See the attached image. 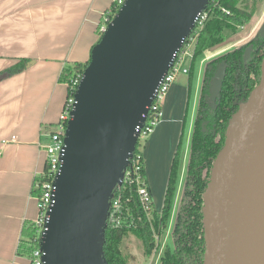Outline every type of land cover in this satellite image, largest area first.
Listing matches in <instances>:
<instances>
[{
  "label": "water",
  "instance_id": "1",
  "mask_svg": "<svg viewBox=\"0 0 264 264\" xmlns=\"http://www.w3.org/2000/svg\"><path fill=\"white\" fill-rule=\"evenodd\" d=\"M210 0H126L92 48L75 94L45 264H109L108 217L161 81ZM264 34V27L261 35ZM223 67V68H222ZM263 79L227 124L204 196L205 264H264ZM225 65L211 86L214 102Z\"/></svg>",
  "mask_w": 264,
  "mask_h": 264
},
{
  "label": "crops",
  "instance_id": "2",
  "mask_svg": "<svg viewBox=\"0 0 264 264\" xmlns=\"http://www.w3.org/2000/svg\"><path fill=\"white\" fill-rule=\"evenodd\" d=\"M114 5L115 0H0V74L26 61L22 72L0 80V264H30L17 251L25 225L38 216L33 189L45 171L44 146L68 95L67 84L59 78L66 65L90 60L100 39L99 25ZM258 20L238 47L261 34L264 13L258 12L253 22ZM187 86L171 87L163 105L164 120L144 154L152 194L153 182L160 179L150 169L148 152L180 128L181 101L191 91Z\"/></svg>",
  "mask_w": 264,
  "mask_h": 264
},
{
  "label": "trees",
  "instance_id": "3",
  "mask_svg": "<svg viewBox=\"0 0 264 264\" xmlns=\"http://www.w3.org/2000/svg\"><path fill=\"white\" fill-rule=\"evenodd\" d=\"M262 2L264 0H210L207 8L210 11V18L196 42L189 76H192L195 59L225 42L228 39L227 32L237 34L240 28L250 24L258 5ZM117 12L113 7L104 15L109 21L100 23L98 28L100 37L103 35L100 27L108 25ZM263 61L264 34L256 36L250 43L234 48L207 64L193 127L191 155L182 200L172 230L174 247L165 248L160 264H205L207 234L203 211L206 205L204 196L216 158L225 145L227 124L240 104L247 101L261 83ZM25 62L21 61L16 67L3 71L0 80L22 72ZM89 62L90 60L84 64L66 65L59 81L69 84L74 72H84ZM221 65H225V76L218 97L213 102L210 90ZM139 146L140 143L134 153V160L138 156L141 157L138 160V164L143 166L140 176L142 182L151 190L144 167L143 153L139 150ZM180 146L181 143L171 164L164 205L160 212L155 209L154 201L150 210L145 211L138 196L137 185L123 189L121 203L125 222L119 228L108 227L106 232L104 250L109 264H132L137 261L135 256L125 255L122 250L123 241L127 237H134L142 243L144 257L150 258L157 249L155 235L163 234L168 228L175 204L180 169ZM43 180L37 177L33 189L35 196L41 194L37 184ZM33 233V224L25 225L17 251L19 256L29 260L37 247L32 239Z\"/></svg>",
  "mask_w": 264,
  "mask_h": 264
},
{
  "label": "built area",
  "instance_id": "4",
  "mask_svg": "<svg viewBox=\"0 0 264 264\" xmlns=\"http://www.w3.org/2000/svg\"><path fill=\"white\" fill-rule=\"evenodd\" d=\"M125 1L126 0H115L114 7L117 9V11H119V9L124 5ZM209 18L210 11H208L207 9L197 16L195 20V28L192 34L185 40L182 48L178 51L168 74L160 83L153 103L148 108L147 115L143 116L145 122L141 127L137 128V131L139 132V143L141 140H147L154 133L155 129L163 122L165 117L163 105L166 97L179 74L189 75L191 64L194 59L196 42L199 38L200 32L204 29L207 22L209 21ZM108 21L109 18L105 17V22ZM108 25L100 27V31L103 34L106 32ZM83 76L84 72L75 71L73 77L71 78V82L67 84L68 95L65 100V104L59 121L57 123V131L49 135V142L44 146L47 169H45V171L39 176V178L41 177V179L44 180L40 181L37 184V188L41 190V194L39 196H36L38 199V216L33 222L34 233L32 236V239L37 244V247L32 253L30 264H45L43 260L45 253L41 250V239L48 230V224L50 222L49 213L51 212L56 202L55 193L57 187L55 181L57 176L61 172L63 163L62 156L65 153V133L67 130L68 122L72 119L71 112L74 110L76 104L75 94L83 79ZM134 157L135 156H133V158L131 159L130 166L125 171L122 185L118 186L115 190V196L112 201L110 214L107 220L108 227L119 228L123 226V223L125 222V218L123 217L122 212L121 195L123 189L127 187L137 185L138 196L140 197L143 208L145 209V211H149L151 208L153 194L151 190H149L148 185L142 182L140 176V172L143 166L138 164V160L141 157L138 156L136 160H134ZM144 167L146 169L145 159ZM161 235H155L157 249L154 251V253L160 248Z\"/></svg>",
  "mask_w": 264,
  "mask_h": 264
},
{
  "label": "rangeland",
  "instance_id": "5",
  "mask_svg": "<svg viewBox=\"0 0 264 264\" xmlns=\"http://www.w3.org/2000/svg\"><path fill=\"white\" fill-rule=\"evenodd\" d=\"M258 12H261V14L263 15L264 2L258 5L254 17L258 15ZM253 19L250 22V24H248L243 28H240L237 34L227 32L228 39L225 42H223L226 43L225 45L222 46L218 45L216 46V48L213 47L209 51L198 56L194 61L192 76L179 74L174 82V85L180 83L186 89L188 88L187 86L188 84H190L191 87V91L189 92V94H187L185 97L182 96L183 98L181 102H183V106H184V109L182 111L183 113L182 120L184 121L182 122L178 130L174 128L173 129L174 131L171 132V135L166 136V140L159 148L156 146L154 149H151L148 152V158L151 159L150 169L152 171L154 170L153 172H155L157 177L160 179V180L156 179V182H153L154 188L152 187L154 206L156 210L160 211L164 205L165 191L167 188V181H168L167 170L170 168L169 165L175 156L179 144L181 143L180 169H179V179H178V187L176 192L177 194L175 197V204L173 207L171 219L168 224V228L163 232V234L160 237L161 238L160 248L152 255V257L148 258L143 256L142 243L138 241L136 238L127 237L124 239L122 244V250L124 254L133 255L137 258V261L133 262L132 264H138V263L160 264V259L164 254L165 248L167 246H170L171 248L174 247L172 230L174 228L176 216L182 200L183 188L187 173V166L191 155V139H192L193 127L198 112L199 98L203 84L204 73L206 71V66L210 61L234 49V47L232 46H236L235 48H237L239 44H242V42H244L243 41L244 38H247L246 36L252 33L253 30H255L259 25L260 20L253 22ZM104 21H105V16L103 17V22ZM215 49H219V50H215ZM188 95L190 96V98L187 99ZM50 131L56 132L57 127L53 126ZM150 140L151 137H149L147 140L140 141L139 150L143 153V155L144 154L146 155L147 149H149L151 143Z\"/></svg>",
  "mask_w": 264,
  "mask_h": 264
},
{
  "label": "flooded vegetation",
  "instance_id": "6",
  "mask_svg": "<svg viewBox=\"0 0 264 264\" xmlns=\"http://www.w3.org/2000/svg\"><path fill=\"white\" fill-rule=\"evenodd\" d=\"M259 35H261V34H259Z\"/></svg>",
  "mask_w": 264,
  "mask_h": 264
}]
</instances>
